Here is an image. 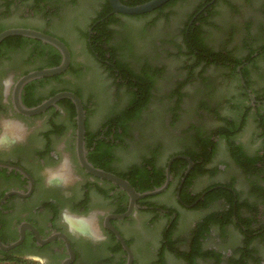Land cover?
I'll return each instance as SVG.
<instances>
[{
    "label": "flooded vegetation",
    "instance_id": "obj_1",
    "mask_svg": "<svg viewBox=\"0 0 264 264\" xmlns=\"http://www.w3.org/2000/svg\"><path fill=\"white\" fill-rule=\"evenodd\" d=\"M119 1L130 5L133 0ZM193 1L168 0L153 11L128 15L113 12L109 0H0V32L10 27L36 29L58 38L70 54L63 72L25 83L20 90L21 103L32 107L60 91L74 93L84 110L82 143L86 160L93 167L124 179L136 193L162 186L167 179V169L169 171L168 184L162 191L132 199L119 184L86 170L78 158L76 108L71 99L60 98L34 115L18 112L13 104L16 81L29 71L58 64L60 51L49 43L22 35L4 38L0 41V163L9 166L0 164V259L24 258L39 264H126L128 254L116 236L117 231L131 251V264H136L135 246L141 244L140 227L153 222L161 225L160 252L164 256L174 240L181 208L199 210L202 214L187 242V252L192 253L189 250L193 247L196 249L191 262L196 263L201 257L212 225L221 224L235 227L242 235L237 256L225 255L228 264H264V90L255 93L249 84L256 69L260 71L261 80L264 79V51L260 55L254 53L250 59V49L242 56L226 49L200 51L195 55L184 34L196 32L203 42L206 40L203 30L209 24V15L217 0H200L186 13L185 8ZM75 8L98 9L84 30V44L94 61L115 78L117 87L123 88L120 105L96 128L92 121L94 89L79 75L81 65L67 39L74 37L68 23L75 16ZM175 10H185L179 28L181 40L197 62L212 60L231 70L239 62L235 75L242 98L248 103L239 117H214L217 130L224 126L229 129L225 134L208 131L201 121L189 123L186 131L177 129L173 134L179 135L180 147L170 151L162 162L160 146L150 144L139 153L134 149L138 141L134 127L148 101L141 100L143 105L138 107H135L136 101L132 105L134 96L130 88L138 91L139 82L135 77L138 74L122 66L109 41L113 20L143 17L153 23L169 19ZM126 37L124 40L129 44L132 38ZM77 41L80 42L78 37ZM217 56L223 58L215 59ZM130 71L134 76H130ZM149 79L148 84H153ZM135 109L138 110L133 111ZM248 114H255L257 129L245 144L238 136L244 130ZM197 115L195 111L193 116ZM201 115L208 118L204 113ZM243 116L240 129L230 133L240 125ZM225 121H229V125ZM203 138H210L213 155L218 139L231 142L228 153L232 164L226 172L244 180L242 194L228 181L211 182L195 190V184L206 173L224 170L222 166L213 167L212 157L204 162ZM217 188L229 193L231 203L227 194L213 191ZM171 199L178 206L173 210L166 209L162 203ZM228 213L231 220L226 216ZM208 215L216 219L208 221ZM203 224L205 227L201 229L199 225ZM15 242L11 248L4 247ZM247 249L251 252L243 251ZM215 257L213 254L210 258Z\"/></svg>",
    "mask_w": 264,
    "mask_h": 264
},
{
    "label": "rangeland",
    "instance_id": "obj_2",
    "mask_svg": "<svg viewBox=\"0 0 264 264\" xmlns=\"http://www.w3.org/2000/svg\"><path fill=\"white\" fill-rule=\"evenodd\" d=\"M199 1L194 0L192 4H188L186 13ZM97 10L75 8V16L68 23L74 37H67L74 57L81 65L79 75L88 80L94 89L91 95L94 101V128L99 126L113 108L120 105V92L123 94V88L117 87L115 78L94 61L84 44V30ZM185 10H175L169 19L163 18L153 23L147 22L148 19L143 17H121L111 24L109 45L119 55L122 64L134 74L142 73L153 82L146 108L134 127L138 139L134 149L139 153L144 146H160L162 162L170 151L180 147L179 135L173 134L177 129L186 131L190 127L189 123L199 124L201 121L200 124H204L208 131H215L217 118L239 117L242 108L248 103V100L242 98L239 79L231 68L216 65L212 60L199 63L187 51L188 47L182 43L179 31ZM211 13L209 24L203 31L206 33L204 43L212 52L226 49L234 55L242 56L248 49L264 45V0H217ZM125 35H129L133 42L128 44L124 40L127 38ZM193 51L195 55L200 54L198 49ZM260 76V71L256 69L249 80L250 87L258 94L264 90V79L261 80ZM195 111L199 115L194 117ZM207 111L212 115H207ZM202 113L208 118H203ZM256 123L255 114H248L238 140L248 144L256 134ZM228 150L227 140L218 139L212 165L214 168L222 166L224 170L216 174L206 173L195 184V190L199 191L211 182L228 181L240 194L244 192V180L226 172L232 164ZM162 203L169 210L178 207L173 199ZM179 212L173 248L169 247V251H164V256L160 252L161 225L153 222L140 227L141 244L135 246L136 264H228L225 259L227 253L237 256L242 235L235 227H224L221 224L212 225L204 240L202 255L196 263H190V258L178 255L177 251L187 252V242L192 235L190 233L194 231L202 215L199 210L180 208ZM262 251L264 254V248ZM213 254L217 255L214 260L210 258Z\"/></svg>",
    "mask_w": 264,
    "mask_h": 264
},
{
    "label": "water",
    "instance_id": "obj_3",
    "mask_svg": "<svg viewBox=\"0 0 264 264\" xmlns=\"http://www.w3.org/2000/svg\"><path fill=\"white\" fill-rule=\"evenodd\" d=\"M111 3L112 11L113 12H121L123 14H128V15H138V14H143L147 13L150 11H153L154 9L160 7L164 3H166L168 0H147L138 4L134 5H126L121 3L119 0H109ZM10 35H22L25 37H30L34 39L41 40L42 42L49 43L55 48H57L60 51L61 54V61L54 66L50 67H45L42 69H37V70H32L29 71L28 73L22 75L15 83L14 90H13V104L15 109L25 115H34L38 114L46 109L49 105L53 104L55 101H57L60 98L66 97L72 100V102L75 105L76 108V123H77V153H78V158L81 163V165L88 171L94 173L95 175H98L100 177L107 178L117 184H119L122 188H124L127 193L131 196L132 199L139 197V196H145L149 194H156L160 191H162L168 184L169 180V171L167 169V179L165 183L158 187L155 188L151 191H146L143 193H136L132 187L128 184L127 181L124 179H121L120 177H117L116 175H113L111 173L105 172L101 169H97L93 167L85 158L84 156V148H83V143H82V138H83V131H84V110L82 108L81 102L79 98L72 92L70 91H60L50 97L49 99L41 102L40 104H37L32 107H26L24 106L21 101H20V90L22 86L36 78L44 77V76H52L58 73L63 72L66 67L68 66L69 60H70V54L68 51V48L65 46V44L60 41L58 38L46 34L42 31L32 29V28H26V27H10L7 29H4L0 32V41H2L4 38L10 36ZM251 98L253 99V96L251 95ZM264 102V100H263ZM2 165L9 166V164L5 163H0ZM117 238L122 242L123 247L127 251L128 257H127V262L126 264H131L132 261V254L129 248L125 245L124 241L122 240V237L120 234L115 231ZM16 244L13 243L10 246H4L6 249L11 248ZM70 254H72L71 249Z\"/></svg>",
    "mask_w": 264,
    "mask_h": 264
},
{
    "label": "trees",
    "instance_id": "obj_4",
    "mask_svg": "<svg viewBox=\"0 0 264 264\" xmlns=\"http://www.w3.org/2000/svg\"><path fill=\"white\" fill-rule=\"evenodd\" d=\"M144 1H147V0H133L131 3H128V4H130V5H134V4H138V3H141V2H144ZM210 10V9H209ZM110 21H112L113 19H112V17H110V19H109ZM106 22V21H105ZM185 32V31H184ZM108 34H109V32H108ZM184 36H185V40H186V43H187V45L189 46V48H191V50H192V52H194L193 51V49H198V50H200V51H211L210 49H208L207 48V46L205 45V43L202 41V38L200 37V35L198 34V33H196V32H189V33H187V34H184ZM188 37V38H187ZM264 51V45L263 46H260V47H257V48H250V54H249V57H248V59H250L251 58V56L254 54V53H256V55H260L262 52ZM216 54H214V56H215ZM219 57H221V56H217V57H215V59H219ZM225 57H227V58H231L229 55H226ZM221 58H223V57H221ZM237 64H239V62H236L235 64H234V66H233V68H232V71H233V73H235V74H237V70H236V66H237ZM57 65V64H56ZM54 66V65H53ZM123 67H125L124 65H122ZM132 71V70H131ZM130 71V72H131ZM133 74H132V72L130 73V76H132ZM134 76V75H133ZM136 78H137V80H138V82H139V84H136V88L138 89V91L136 92L134 89H131L130 88V90H131V92H132V95L134 96L132 99V105L133 104H135V101H136V104H135V107H138L139 106V104H141L140 103V101L141 100H143L144 102H147L148 101V97H149V93H150V91H149V88L151 87V85L152 84H148V79L149 78H147V76L146 75H143L142 73L141 74H139L138 76H135ZM150 80V79H149ZM137 96L138 97H140V99H138L137 98ZM141 105H143V104H141ZM136 110H138V109H135V110H133V111H136ZM247 112V111H246ZM223 119H225V118H223ZM244 116L242 117V122L240 123V125H237V126H235V128L234 129H232V131H229L230 133H235L236 131H238L239 129H240V127H241V124L242 123H244ZM226 122V124L227 125H229V121H225ZM226 130H229L227 127H220L217 131H219V134H225V131ZM230 145H231V142H228ZM201 145H202V149H204L203 151H204V162H209L210 160H211V157H212V155H213V152H212V142H211V140H210V138H206V139H202V143H201ZM213 191H216V192H220V194H227L228 195V202L229 203H231V198H229L230 197V195H229V193L228 192H226V190L225 189H222V188H217L216 190H213ZM199 195V193L196 195V197ZM208 196V195H207ZM196 197H194V198H196ZM201 202V201H200ZM200 202H198L196 205H199V203ZM226 216H229V220H231V215H230V213H228V215H226ZM211 215H208L207 216V219H208V221H210V220H215L216 218H214V216L213 217H211ZM226 220H228V217H227V219ZM201 226V229H204V227H205V224H203V225H199V227ZM197 239V238H196ZM196 239H195V243H196ZM173 242V241H172ZM170 243L171 244V246H169V247H171V249L173 248V243ZM196 249H194V247L192 248V249H190L189 251H191L192 253H190V252H187V253H182V252H179V251H177V253H178V255L180 254V255H183V256H185V257H188V258H190V260H193L192 259V257H194V251H195ZM243 251H246V252H248V253H250L251 251L249 250V249H247V250H243ZM250 251V252H249ZM217 256V255H216ZM6 259H0V264H39V263H37L36 261H34V260H31V259H24V258H13V259H9V260H6ZM190 263H192V262H190ZM238 263H241V262H238ZM243 264V263H242Z\"/></svg>",
    "mask_w": 264,
    "mask_h": 264
}]
</instances>
